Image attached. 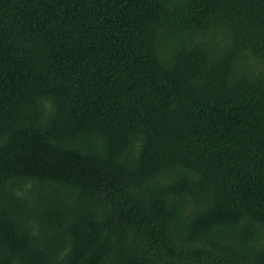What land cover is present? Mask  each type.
I'll use <instances>...</instances> for the list:
<instances>
[{"label": "trees", "instance_id": "obj_1", "mask_svg": "<svg viewBox=\"0 0 264 264\" xmlns=\"http://www.w3.org/2000/svg\"><path fill=\"white\" fill-rule=\"evenodd\" d=\"M0 264H264V0H0Z\"/></svg>", "mask_w": 264, "mask_h": 264}]
</instances>
